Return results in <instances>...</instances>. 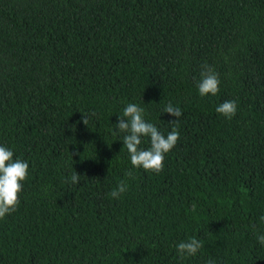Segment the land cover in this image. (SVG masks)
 Masks as SVG:
<instances>
[{
  "label": "trees",
  "instance_id": "16d2710c",
  "mask_svg": "<svg viewBox=\"0 0 264 264\" xmlns=\"http://www.w3.org/2000/svg\"><path fill=\"white\" fill-rule=\"evenodd\" d=\"M129 103L179 132L159 173L113 134ZM0 145L29 165L0 264H264V0H0Z\"/></svg>",
  "mask_w": 264,
  "mask_h": 264
},
{
  "label": "clouds",
  "instance_id": "9594fccd",
  "mask_svg": "<svg viewBox=\"0 0 264 264\" xmlns=\"http://www.w3.org/2000/svg\"><path fill=\"white\" fill-rule=\"evenodd\" d=\"M200 76L201 79L197 84L199 95L202 97L209 94L212 96L217 95L221 83L219 74L210 65L204 64ZM215 111L231 119L237 111V104L234 100H226L219 104ZM163 112L175 117L172 120L173 122H176L182 115L181 109L174 107L171 102L165 106ZM144 116L145 109L143 107L135 103L127 104L122 115L117 117L118 123L113 134L126 133L122 141L133 167H142L145 171L159 173L164 167L165 154L171 151L179 139V132L176 128H173L165 136L154 124L147 122ZM82 119L83 123L87 125L88 117L83 115ZM142 137L149 138V148H139ZM13 157L14 153L10 148L0 145V219L17 209L20 204L19 193L22 191V182L28 176V162L19 158L13 159ZM79 179L80 174L75 171L71 177V182L78 183ZM126 190L127 184L121 180L109 195L118 199ZM261 220H264V216L261 217ZM257 240L261 245H264V234H258ZM202 246L201 241L194 237L175 245L181 258H184L185 255H196ZM207 264H215V261H208Z\"/></svg>",
  "mask_w": 264,
  "mask_h": 264
}]
</instances>
